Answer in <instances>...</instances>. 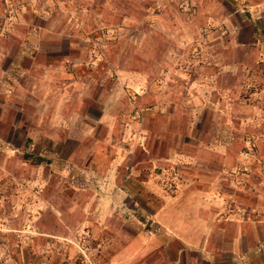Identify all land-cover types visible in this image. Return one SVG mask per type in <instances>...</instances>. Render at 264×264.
Here are the masks:
<instances>
[{"label":"rangeland","instance_id":"1","mask_svg":"<svg viewBox=\"0 0 264 264\" xmlns=\"http://www.w3.org/2000/svg\"><path fill=\"white\" fill-rule=\"evenodd\" d=\"M215 1L0 0V46L7 44L8 62L15 68L30 66L32 60L52 65L42 78L41 66L35 64V77L27 86L34 82L35 99L44 101L49 111H54L53 101H62H57V92L65 97L67 111L80 107L82 116L67 113L65 118L86 136L48 148L36 126L53 117L38 113L32 116L30 142L25 144L24 133H17L18 157L33 154L44 162L26 161L28 170L15 163L13 172L0 179V264L102 263L104 251L113 247L101 236L98 221L117 219L93 209L98 179L84 170L97 156L95 171L107 174L115 146L127 154L128 146L153 147L160 138V153L171 147L193 160L203 159L198 160L201 176L223 172L214 181L219 189L243 196L256 192L264 200V60L255 63V56L242 52L236 60L252 65L243 71L229 67L234 55L217 50L231 42L234 6ZM217 55L227 68L214 66L213 72L225 71L220 74L224 82L206 85L203 66ZM240 75L242 84H234L232 79ZM14 85L5 77L6 88ZM102 113L107 120L96 124ZM3 119L8 122L2 121L0 129L7 130L10 115ZM74 134L80 138L81 133ZM219 141L226 149L212 147ZM145 155L139 146L132 161H143ZM223 156L222 166L218 159ZM179 168L161 165L150 185L173 194L183 187V178L173 175ZM129 185L137 190L136 179ZM239 206L243 208L233 198L226 202L230 212ZM150 214H145L146 222Z\"/></svg>","mask_w":264,"mask_h":264},{"label":"crops","instance_id":"2","mask_svg":"<svg viewBox=\"0 0 264 264\" xmlns=\"http://www.w3.org/2000/svg\"><path fill=\"white\" fill-rule=\"evenodd\" d=\"M216 1L218 4L230 3L234 6V13L231 15L235 18L229 17L234 28L231 42L225 47L219 46L217 50L219 53H225L227 49L234 55V62L229 67L233 68V71L236 68L243 71L250 66L251 63L248 60H236V54L242 52L255 56L252 57L255 63L263 61L264 43L261 40H264V0ZM7 49V44H1L0 115L2 116L0 124L2 125V121L5 124L8 122V120H2V117L9 114L10 126L7 129L8 134L6 129H0V179L13 172L12 165L15 163H19L28 170L29 164L25 163L24 157L22 159L18 157L17 151L21 146L15 143L17 140L15 137L18 132H23L25 144L31 141L30 138H33V135L30 133L35 129L32 116L35 113L42 117L50 115L53 117L50 122L41 119V123L36 126L40 128L43 142L48 148L59 146L66 140L81 142L86 139V136L82 134V129L76 130L73 123L68 125L66 121L70 123V119L65 118L67 113H70V116H82L83 112L80 107L70 112L67 111L65 97L60 98L61 95L58 96L57 92V101H62L60 104H55L53 101L54 111H49V108H43L46 104L44 101H40L39 98L35 99L36 93L32 91L34 82L31 81L29 87L27 86L28 79L30 81L35 77V64L41 66L42 78L46 77V71L52 65L46 62L39 65V62L32 60L30 66L16 65L15 68L14 64L11 66L8 62ZM219 55L215 61L203 66L208 70L205 74L206 85H222L224 82L225 76L220 74H224L225 71L213 72L214 66H224L221 67L223 70L227 68L225 67L227 62L220 60L219 58L222 57ZM5 60L7 61L4 62ZM58 64L65 63L59 62ZM62 67L58 65V68ZM7 76L15 82L14 87L11 86L10 89L5 87ZM241 76L240 78L234 77L233 83L242 84ZM25 84L27 88L23 90ZM211 88L221 90L222 87L220 89ZM18 115H22L23 120H19ZM73 120L76 121L75 118ZM103 120H107L105 113L101 114L96 124ZM3 130H5L4 133ZM75 131L81 133L80 138L75 136ZM67 132L70 133L68 137ZM162 142V139L157 138L153 147L148 143L139 145L146 154L144 160L140 162L132 161L131 156L133 151L139 148L138 145L128 146L127 154H124L119 149L120 147H113L111 153L109 152L111 158L108 160L107 174L95 171L92 164L94 162L98 164L99 157L97 156L94 161L86 165L84 173L89 172L91 177L98 179V188L93 190L96 200L93 209L117 219V221H107V223L98 221L97 228L101 236L106 239L108 245L113 247V251H104L101 264H264V200L257 197L256 192L243 196L241 193L219 189L214 182L219 172L205 175V177L201 176L198 168H200V163H203V159H198L201 160L199 163L197 157L193 160L177 151L178 149L171 147L168 152L160 153ZM173 143L172 146L176 148L178 141L175 140ZM212 147L218 150L226 149L225 143L220 141ZM211 154L213 155V152ZM226 159V156H223L218 160L223 166ZM166 164L173 165L174 168L180 167L177 174L173 171V175L177 180L183 178L185 181H183V187L173 194H169L154 182L150 185V179L154 178L155 173L160 172L161 165ZM8 168L11 169L8 170ZM219 169L222 170L221 167ZM46 175L45 179H48L49 172H46ZM222 175L223 172L219 173L216 180H219ZM135 179L138 183L136 191L129 185V181ZM166 195L169 196L170 201ZM232 198L244 209L239 206L237 210L230 212L226 207V202ZM242 209L249 211V215L244 216ZM147 211L151 214L146 222ZM257 213L261 218L256 216ZM132 216L138 217L137 222L134 221L135 219L130 220ZM116 228L119 229V235L116 234ZM130 228L136 229L135 232L132 233ZM103 234H108V236L105 237ZM17 260L21 259L17 258Z\"/></svg>","mask_w":264,"mask_h":264},{"label":"trees","instance_id":"3","mask_svg":"<svg viewBox=\"0 0 264 264\" xmlns=\"http://www.w3.org/2000/svg\"><path fill=\"white\" fill-rule=\"evenodd\" d=\"M24 159L27 162H30L32 164H37V165H40V164H42L44 162V158L37 157V156H35L33 154H25L24 155Z\"/></svg>","mask_w":264,"mask_h":264}]
</instances>
